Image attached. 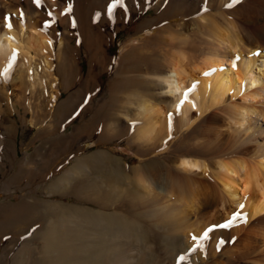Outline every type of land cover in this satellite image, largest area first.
I'll list each match as a JSON object with an SVG mask.
<instances>
[{"label":"bare ground","instance_id":"6f19581e","mask_svg":"<svg viewBox=\"0 0 264 264\" xmlns=\"http://www.w3.org/2000/svg\"><path fill=\"white\" fill-rule=\"evenodd\" d=\"M46 1H49L50 8L61 20L68 15L65 7H58L55 0ZM105 1L103 0V4L106 3ZM149 1L154 8L155 16L150 22L141 23L136 32L150 30V35L142 36L144 45L141 47L138 46L139 44L131 45L129 42L123 51V46H120L118 76L110 83L111 101L99 107L90 121L82 124L81 127L85 128L88 123L92 125L91 122L102 114H108L113 107L116 110L121 108L123 112L129 113L131 109L128 106L120 105L119 108L117 104L113 106V100L119 92L120 94L127 93V97L130 95L139 97L136 104L130 101L138 109V111L134 109L136 115L132 111V115L135 116L132 120L135 126L132 142L138 143V148L144 154H148L149 146L155 142L154 138L163 132L159 130V127L165 115L168 114V118L179 119L180 127L185 126L184 130L187 131L190 122L192 124L189 117L192 110L197 109L199 113H202L223 100L225 101L228 94H231V97L239 95L242 98L240 103H234L231 106L232 102H230V106L228 105L231 113L229 116L227 114L226 126L223 125L228 130L223 131L222 134L228 136V141L234 146L240 145L241 150L248 149L254 159L253 164L251 166L248 164L249 167H247L246 160H242L243 158L234 161L217 160L212 165V168L215 167L212 175L219 181V186L214 187L208 181H201L199 184L194 180L195 177L192 174L198 175L199 170L203 173H210V167L199 158L190 157L189 154L187 156V153L177 154L171 157L170 161L163 160L162 162L159 155L163 157L164 152H161L155 155L159 158L150 161L146 158L147 160L140 161V165L126 167L121 159L112 154L109 155L102 151L95 152L90 156L94 162L95 179L88 176L84 190L80 193L88 195L97 204V209L52 203L30 204L25 201L15 206H0V254L4 250L11 251L13 248L11 245H14V239L7 240L2 233L11 231L20 236L26 233V228L30 226L33 219L39 216L47 217V222H43L48 228L45 241L43 240L44 244L40 248L36 245L30 252L27 251L29 243L26 242L18 249L15 248L11 255L14 264H25L23 262L29 257H26L25 253L29 255L31 252L40 255L39 258H41L36 259L34 264H162L163 261L158 260L161 257H158L157 253L159 249H162L166 258L177 254L176 251L180 249L187 250L184 253L190 251L191 245L184 246L182 240L184 234L178 231L177 225L182 217L180 212L183 211L177 204L170 203L153 210L155 214L166 209L169 212L168 218L158 214L161 223L155 219L147 222L145 227L140 223L144 215L138 211H142L140 208L147 206V202H151L149 200L150 187L146 185L145 180L148 175L151 176L150 180L152 179V189H155L157 193L168 192L165 188L166 182L171 185L170 190L179 189L180 192L177 193L186 196L192 187L194 189L199 187L201 196L198 194L200 197L197 196L198 199L192 201V204L198 202L197 207L201 210L213 206L216 209L213 211V216L215 215L217 222L225 220L230 212L238 207L241 213L247 214V221H255L254 225L260 224L264 227V0H239L240 4L234 5L229 12L222 9L221 4L224 0L219 2L218 0H172L170 3L167 1L168 5L164 0H125L123 5H117L110 14L107 13L104 16L102 19L104 26L100 28L101 30L98 28L99 30L93 34L80 31L78 44L83 43L85 51L88 52L90 64L87 76L81 77L86 89L85 94L90 95L96 92L94 79L98 73L97 69L106 67L108 63L106 51L111 45V35L105 28L110 27L115 30L123 28L132 13L145 10ZM205 8H208V11H203ZM61 9H64V13ZM224 10H226L225 7ZM37 11L38 9L36 12L32 11L31 4L26 15L20 10L16 11L18 16L8 17L7 20V23L12 25L11 28L6 26L5 19L2 20L0 62L12 64L18 54L24 55L31 61L34 51L37 55L45 56L42 58L47 67L50 61L48 53L57 44L59 56L66 58V64L69 67L74 57L65 53L66 36L64 35L65 38H60L55 43L52 37L39 30L34 24L38 22L40 15H37ZM226 14H229L228 17L230 15L231 17L235 15V17L230 19ZM239 20L244 21L245 25L239 23ZM142 24L144 25L141 26ZM236 52L239 54L234 58L233 54ZM227 60H229L230 67L225 65ZM234 60L235 67H233ZM69 74H71L70 70L67 76ZM79 77L77 79L80 80ZM7 78L6 75L4 81ZM58 82V78L54 76L49 93V101L52 102L50 107L55 106L58 100L59 95L54 88ZM136 98L134 99L137 100ZM75 100L72 95L68 97L65 103L58 106V112L71 111ZM247 100L251 102L247 104ZM77 105L78 102L74 107ZM216 115L212 112L208 117L207 126L200 131L207 134L209 140H213L214 135L215 137L220 135V127L215 125L218 121ZM124 116L127 117L128 114ZM182 147L181 150H186L185 152H193L185 143ZM83 161L84 159L77 158L74 168L82 167ZM167 162L170 164L173 162L177 174L170 173L167 169L169 165L166 164ZM71 173H73L71 168L66 170L62 177L51 185V192L56 190L62 178L67 179ZM202 188L209 189L212 198L209 195L205 196L206 192ZM250 189L258 192L254 199L251 198L252 196L247 197ZM194 196L196 197V194ZM192 204H189L191 208ZM241 204L244 205L242 209ZM183 219L187 221L189 218L185 216ZM159 225L163 226V229L164 227L168 229L158 230ZM184 226H181L179 230ZM249 226L237 225L235 227L236 236L238 235L237 241L242 242L243 237L241 236L248 233L246 237L250 238L251 246H253L241 253L240 259L246 255L250 257L257 254L256 250H253L258 243L257 237L250 236L255 229L251 231L252 227ZM227 230H220L225 238L228 237ZM260 234L262 236V233ZM33 236H39L37 241L44 239L40 231L34 232ZM129 237L136 238V244L131 253L125 251L126 246H121L119 241L120 238ZM228 242L230 239H224L222 246ZM141 245L143 247L140 250L143 249V253L139 256L142 259L137 263L139 259L137 253H141L139 250ZM261 250L263 251L264 248ZM208 255L209 257L215 256V252ZM231 256V254L227 256L225 261L227 264L234 263ZM187 257L183 259L181 257V260ZM0 258V263L5 264L3 257ZM203 259L201 257H194L189 261L186 259V264H198ZM212 264H217V262ZM253 264H255L254 261ZM256 264L262 263L257 261Z\"/></svg>","mask_w":264,"mask_h":264},{"label":"rangeland","instance_id":"374dc122","mask_svg":"<svg viewBox=\"0 0 264 264\" xmlns=\"http://www.w3.org/2000/svg\"><path fill=\"white\" fill-rule=\"evenodd\" d=\"M55 1L57 2L58 7H65V12L69 16L67 15L62 20L58 18L54 10L50 8L51 5L49 4V1L46 0H39V2H37V0H0V26L5 17H17L18 15L16 11L20 10L26 15L29 5L31 4L32 11L36 12L38 9L37 15L40 14L38 22H34L35 26L49 37H52L55 43L65 35V53L70 57H74L75 60H73V63L70 61L68 67L66 64V58L59 56L58 47L57 44H55V46L52 47L51 52L48 53V59L50 61L47 67L44 64L45 56L43 55L44 58H42L43 56L37 55L34 51L31 55V61L26 59L24 55L18 54L12 64H3V62H0V206H15L20 202L25 201L30 204L52 203L62 206H78L97 209V204H95L88 195L81 194L80 191L84 190L83 188L86 184L87 178L91 177V179H95L96 174L94 172V162L90 156L98 151L105 152L109 155L112 154L121 159L126 167L140 165V161L146 158L150 161L160 157L159 159L163 162V160L170 161L171 157L177 154L180 155L181 153H187V156L190 155V157L199 158L200 160L205 161L208 164V167H210V173H203V171L199 170V174L196 175L197 177L192 174L193 177H195L194 180L198 181L199 184L201 181H208L214 187L219 186V181L212 175L213 168L215 170V167L212 168V165L217 160L220 159L222 161L223 159V161H234L243 158L242 160H246V165L249 164L251 166L253 164L254 159H252L253 157L248 149L241 150L240 145L238 147L236 145L234 146L232 142L228 141V136L222 134L223 131L226 132V130H228L223 126H226L225 122L228 120V116L231 113L229 112L231 109L228 105L230 102H232L231 106L234 103H240L242 98L239 95L231 97V94H228L225 101L223 100V102L214 105L202 113H199L197 109L192 110L189 116L192 124L190 122L187 131L184 130L185 126L180 127L179 119L174 117L168 118V114L165 115L163 118L165 122L162 120L160 124V127L162 125L161 129L159 127V130H163V132L154 138L155 142H152L151 146H149L150 150L147 152L148 154H144V152L138 148V143L132 142L135 130V126H133L134 124L132 123L135 116L132 114L134 112V115H136L138 109L135 107L134 103L131 104V102H135L136 104L139 100L138 96V98L133 97L132 95L127 97V93L120 94L119 92L118 96L113 100V106L115 104L118 105L117 108H119L120 105L128 106L131 109L129 113L126 111L123 112L121 108L116 110V108L113 107L108 114L98 116L95 121L91 122L92 125H89L88 123L85 128H82L81 125L89 122L99 107L111 101L109 97L110 83L116 76H118L120 46H123V51L128 46L127 44L129 42L131 45L139 44L138 46H143L144 43H142V36L150 35L151 31L142 30L136 32L137 27L143 22H150L155 16V11L149 1L145 10L132 13L130 19L123 28L119 30L110 27L105 28L111 35V45L106 51L108 63L106 67H99L97 69L98 73L94 79L96 94L92 93L88 95L85 94L86 89L84 84H82L81 77L87 76L90 65L89 55L88 52L85 51L83 43H80V45L78 44L81 35L80 31L82 30L86 33L93 34L100 28H103L104 23L102 19L107 13L110 14L112 10H114V8L111 11L108 9V5L111 4L112 0L109 2L106 0V3L104 4L103 0ZM164 1L168 5V2L170 3L172 0ZM219 1L220 0H218V2ZM240 2L241 1L239 0L238 2H235V0H228V2L227 0H224L222 1L223 4H221L223 8L221 5L218 6H221L220 8H222L223 11L229 12L234 8V5H239ZM224 7L226 10H224ZM64 9H61L63 13ZM66 9L69 10L66 11ZM207 9L205 8L203 11H208ZM79 17L81 18V21H79ZM229 17L230 19H234L233 17H235V15L232 17L230 15ZM77 18L79 19L78 21ZM69 23L71 24L69 25ZM239 23L245 25L244 21L240 22L239 20ZM79 24L81 26H79ZM143 25L144 24L141 26ZM238 54L239 53L237 52L234 53V58ZM228 61L229 60L226 61L225 65L227 64L226 66L230 67ZM69 70L71 74L67 76ZM6 75L8 78L4 81ZM54 76L57 77L59 81L54 87L59 96L56 105L50 107L52 102L49 101V93L52 89L51 84ZM78 76H80V80L77 79ZM71 95L74 100L77 98L75 104L78 102V105L74 107V104V106L71 107V111L58 112V106L65 103L66 99ZM250 102V100L246 101L247 104ZM83 103L86 105L84 106ZM227 107L230 110H228ZM134 109L136 111H134ZM119 112L122 114H118ZM212 112L217 114L216 117L218 116V121H216L217 124L215 123V125H219L217 126L218 128L220 127V135H218L220 138L218 136L215 137L214 135L213 140H209L207 134L205 135L204 132L202 133L200 131L204 126H207L208 117ZM223 112L226 114L224 113V115ZM125 114H128V116L123 117ZM219 122H221V124ZM216 141L219 143H216ZM184 143L189 145L193 152H185L186 150H181ZM231 147L232 149H230ZM161 152H164V154H162L163 157H161V155H159V157L155 156ZM77 158L84 159L83 166L78 169L74 168ZM166 164H169L168 167ZM166 164L164 165L170 170L171 174H177L173 162L172 164L168 162ZM249 165L247 167H249ZM70 168L73 173H71L67 179L62 178L60 183L57 184L56 190L51 192V185L62 177L63 173ZM150 178L151 176L148 175L145 180L147 183L146 185L150 187L149 200L151 202H147V206L140 208L142 211H138V213L144 215V219L140 220V223L144 227L147 225V222L154 219L158 221V223H161L162 221L158 214L168 218L169 212L166 209L163 212H157L155 214L153 210L160 206L175 203L180 206L181 211H183L180 212V216L182 217L179 222L182 224L178 222V231H181L184 234L182 239L184 246L191 245L190 251L184 253L187 250L183 251V249H180L176 251L177 254L174 252L175 255H172V257L167 256V258L162 249L157 250V253L159 254L158 257L161 256L159 259L157 257V259L163 261L162 264H186L187 261L191 260V258L194 259V257L204 258L199 261L198 264H212L213 262H217V264H227L225 261L230 254L232 255L230 258L234 259L233 264H253V261L255 264L257 261L262 264L264 263V250H261L264 248V245H262L264 242V240H262L264 239V227H261L260 224L254 225L255 221L250 220L247 221L248 224L241 223L239 217H237L233 223L228 224V221L232 220L234 212H240L238 207H236L233 212H230L231 215L229 214V216H227V218H229L223 220L224 222H217L215 221V215L213 216V211L216 210L213 206L201 210L197 207L199 205L198 202L194 205L192 204V201L197 200L198 197L201 196L199 193V187H195V189L192 187L191 191L188 192L186 196L177 193L180 192L179 189H173L174 191L171 189V191V185L166 182L165 188H167V194L161 192L157 193L155 189H152V179L150 180ZM182 185H184V183ZM202 189L206 192L204 194L205 196L208 197L209 195V197L212 198L209 189ZM253 190L254 189H250L248 191L247 197L252 196L251 198L253 199L257 197L258 192ZM195 194L196 197L194 196ZM192 196L194 197L192 198ZM189 204H192V208ZM108 211H110L109 208ZM185 216L189 218L187 221L183 219ZM43 222H47L46 216H39L37 219H33L30 226H27L26 233L24 232L25 234L22 233L20 236L11 231L2 233L5 238L7 237V240L14 239V245H11V247H13L12 250L8 252L4 250L5 253L1 252L2 255L0 254L3 257V262H5V264H14L11 260L13 257L11 255H13L15 248L18 249L25 244V242L29 243V248H27L28 252H30L33 247L35 248L36 245L40 248L41 245L44 244L43 240L45 241V235L46 232H48L46 230H48V228ZM180 224L181 226H184L185 224V229L183 228L179 230L181 227ZM220 224H228V226L214 227V225ZM237 225H250L249 227H252L251 231L252 229H255L250 236L253 235L252 237H257L256 240H258L256 247L253 248L254 251L256 250V255L250 257L246 255L244 258H239L241 253L246 252L247 249L253 246H251L252 243L250 238L246 237L248 233H245L244 236L242 235L241 237L243 238L240 237L241 240L243 239L242 242L240 240L237 241L238 235L236 236L235 233V227ZM255 226L258 227L255 228ZM167 229L168 227H164L163 229V226L161 225H159L158 228V230ZM208 229H211V231H208ZM224 229H228L226 231V235H228L227 238L223 237L220 233V230ZM32 231H40L42 238L44 239L37 241L39 236L34 237V232ZM195 232H198V235ZM206 232L207 235L205 236ZM260 233H262V236ZM8 237L10 239H8ZM233 237L235 238L234 240ZM223 238L230 239V242L224 243L222 246L221 241L224 240ZM29 240L30 242H28ZM119 241L122 244L121 246H126L125 251L128 253L133 251L136 244V238L134 237L120 238ZM218 245L219 250H217ZM142 247L143 245L139 247V250ZM154 247V250H156V246ZM140 251L141 253H137L139 258L138 261L135 260L137 263L141 262L142 259L139 255H142L143 249ZM211 252H215V256L209 257L208 254H211ZM25 256H29L26 258L25 262H23L25 264H34L35 261L41 259L39 258L40 255L38 256L33 252L29 255L25 253ZM206 256L209 257L208 261H206ZM181 257H187V261L186 259L182 261Z\"/></svg>","mask_w":264,"mask_h":264},{"label":"snow or ice","instance_id":"6c2138e0","mask_svg":"<svg viewBox=\"0 0 264 264\" xmlns=\"http://www.w3.org/2000/svg\"><path fill=\"white\" fill-rule=\"evenodd\" d=\"M37 2H39V0H37ZM235 2H238V0H235ZM125 3V0H112V3L108 5V9L109 11H111L113 8H115L117 5H123ZM69 9H66V11H68ZM22 15V14H21ZM6 21V26L11 28L12 25L10 23H7L8 17L4 18ZM14 39V38H12ZM13 52L15 53V50H13ZM238 59V57L236 58ZM233 67H235V60L233 61ZM244 207L243 204L240 205V208L242 209ZM239 217L240 218V222L241 223H247V214H242L239 211H237L236 213L233 214L232 220L228 221V224L233 223V221L236 220V218ZM228 224H220V225H214V227H227ZM208 231H211V229H208ZM207 235V232L205 233V236ZM195 239V237H194ZM235 238H233L234 240ZM221 243H223V241H221ZM217 250H219V245L217 247ZM183 258V257H182Z\"/></svg>","mask_w":264,"mask_h":264},{"label":"crops","instance_id":"0c3cea01","mask_svg":"<svg viewBox=\"0 0 264 264\" xmlns=\"http://www.w3.org/2000/svg\"><path fill=\"white\" fill-rule=\"evenodd\" d=\"M27 229V228H26Z\"/></svg>","mask_w":264,"mask_h":264}]
</instances>
